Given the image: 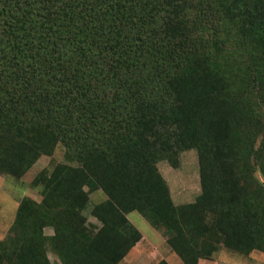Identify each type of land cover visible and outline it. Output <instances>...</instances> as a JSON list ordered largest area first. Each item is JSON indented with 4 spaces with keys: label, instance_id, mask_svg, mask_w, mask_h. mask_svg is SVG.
I'll use <instances>...</instances> for the list:
<instances>
[{
    "label": "trees",
    "instance_id": "16d2710c",
    "mask_svg": "<svg viewBox=\"0 0 264 264\" xmlns=\"http://www.w3.org/2000/svg\"><path fill=\"white\" fill-rule=\"evenodd\" d=\"M59 143L71 164L33 180L42 200H21L0 264H52L48 245L120 264L142 239L134 211L184 264L264 253V0H0V174ZM191 149L202 193L176 206L158 163Z\"/></svg>",
    "mask_w": 264,
    "mask_h": 264
},
{
    "label": "rangeland",
    "instance_id": "374dc122",
    "mask_svg": "<svg viewBox=\"0 0 264 264\" xmlns=\"http://www.w3.org/2000/svg\"><path fill=\"white\" fill-rule=\"evenodd\" d=\"M59 163L71 164L66 156V147L59 143L51 155H43L34 166L21 178L0 174V241L11 234L16 219L17 209L24 197L38 202L42 200L41 189L33 186L36 176L45 170L51 171ZM76 165V163H72ZM78 165V164H77ZM158 170L170 191L176 206L194 203L202 193L200 162L196 149L182 152L177 166L164 160L158 163ZM257 176L261 178L260 172ZM263 179V178H262ZM89 191L88 187L84 188ZM107 199L103 190L89 192V201L83 211L87 225L92 230H99L101 221L94 216L96 205ZM129 220L142 233V239L130 250L120 264H158L166 260L169 264H184L179 255L169 245L168 235L164 229L153 227L139 212L129 213ZM45 234L51 236L54 229L47 227ZM47 256L52 264H63L59 255L47 246ZM199 264H264V253L254 250L248 255L230 251L225 247L215 252L211 259H201Z\"/></svg>",
    "mask_w": 264,
    "mask_h": 264
}]
</instances>
